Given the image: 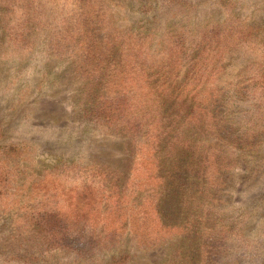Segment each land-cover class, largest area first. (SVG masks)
<instances>
[{"label": "rangeland", "instance_id": "obj_1", "mask_svg": "<svg viewBox=\"0 0 264 264\" xmlns=\"http://www.w3.org/2000/svg\"><path fill=\"white\" fill-rule=\"evenodd\" d=\"M41 1L49 24L26 47L5 41L0 27V264H97L65 248L78 240L62 241L60 222L107 236L97 256L104 264L129 255L126 264H161L181 244L191 264H264V137L253 148L234 145L264 118L260 95L235 87L264 66V0H152L146 12L150 0H99L106 31L146 26L162 56L209 69L188 85L196 107L185 133L201 149L188 189L169 196L154 151L83 115L77 105L89 82L48 55L50 32L70 20L78 27L76 1ZM112 83L129 114L142 113L141 80Z\"/></svg>", "mask_w": 264, "mask_h": 264}, {"label": "trees", "instance_id": "obj_2", "mask_svg": "<svg viewBox=\"0 0 264 264\" xmlns=\"http://www.w3.org/2000/svg\"><path fill=\"white\" fill-rule=\"evenodd\" d=\"M75 1L78 27L73 29L70 20L67 26L56 28L55 32L48 33L47 46L51 59H63L74 67L75 74L85 77L89 82L77 105L80 106L79 111L86 117L94 118L108 130L125 134L134 144L152 149L157 158L158 179L164 189L162 194L169 196L174 190L184 193L193 171L192 156L196 149H201L194 147L193 140L185 133V127L195 118L196 107L195 97H191L192 92L188 89L189 79H193L198 70L203 73L208 71L206 63L197 60L178 63L171 60L170 55L162 56L166 50L155 49L156 38H151L146 26L130 31H106L103 28L106 13L99 0ZM151 1L141 3L145 12ZM41 3L40 0L37 6V0H0V27L4 30L5 41L11 38L12 42L17 41L26 47L28 38L38 35L40 29L41 34L46 32L49 23L43 21L44 14L39 11L43 9ZM18 12L22 13L18 21L23 19L19 28L13 26ZM100 32H104L102 37L98 35ZM217 67H221V62L215 63L211 70ZM257 71L240 76L235 87L239 94L247 95L254 90L255 94L260 95L256 103L260 113L264 111V66L259 75H254ZM120 76L141 80L142 113L131 116L126 97L109 90L114 85L112 79ZM215 102L221 104V97ZM218 108L221 105L213 113ZM253 125L254 128L249 130L253 134L251 138L240 139L234 145L243 149H246L244 146L253 148L255 144L252 141L257 142L260 137H264V118ZM256 164L260 165L258 162ZM162 219L166 220L164 216ZM58 228L63 230V233L60 231L62 241L73 237L72 233L76 234L78 249L64 246L75 251L81 262L91 260L104 264L98 261L97 256L104 252L99 249L100 246L105 249L108 247L107 236L87 232L86 227L73 230L64 222L63 225L60 222ZM204 246L211 249L221 247L207 243ZM191 250L188 245L181 244L172 249L161 264H191ZM126 262H130V255L126 260L121 258L105 264Z\"/></svg>", "mask_w": 264, "mask_h": 264}]
</instances>
